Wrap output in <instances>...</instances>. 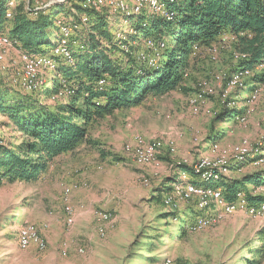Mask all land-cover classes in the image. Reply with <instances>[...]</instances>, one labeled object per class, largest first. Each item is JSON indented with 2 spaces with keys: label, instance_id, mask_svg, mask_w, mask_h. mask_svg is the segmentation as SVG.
Instances as JSON below:
<instances>
[{
  "label": "rangeland",
  "instance_id": "1",
  "mask_svg": "<svg viewBox=\"0 0 264 264\" xmlns=\"http://www.w3.org/2000/svg\"><path fill=\"white\" fill-rule=\"evenodd\" d=\"M21 1L8 0L7 5L9 6L10 2L17 4ZM29 1L33 3L31 8L33 11L53 8L55 19L51 38L56 44L59 27L62 26L63 34L69 37L67 39L71 53V60H66V64L74 63V56L77 57L81 52L80 42L88 37L87 32L81 31L82 28H87L88 18L82 15L77 21L66 11L74 0H24L26 6ZM92 1L95 4L86 5L85 0H80V6L96 11L106 10L110 15L108 29L115 37L114 41L119 40V47L125 54L130 50L123 43L124 33L135 34L127 21L131 15L139 14L147 8L151 15L160 14L167 19L172 18V13L163 0L161 1L164 2L166 14L163 11L158 12L144 0ZM29 14L35 15L31 12ZM75 24L78 25V32L74 30ZM2 33L6 34V32ZM0 37H5L7 40L9 38L1 34ZM220 39L222 42L218 45L194 49L190 60L192 69H188L189 76L182 83L183 90L149 96L143 101L144 105L119 110L116 112L120 113L114 112L101 119L92 120L88 127L91 147L85 151L87 153L94 151L97 157L92 160V164L84 166L82 172L86 174L80 177L84 179L78 183H67L65 176L61 174L56 182L52 183L46 177L32 183L23 181L10 183L4 179L0 180V264H165V262H168L166 264H264V244L259 241V234L264 231V213L258 210L251 211L256 202L249 201L248 210L235 211L227 215L221 214L217 205H212L208 212L220 218L199 231L187 229L193 218L201 214L196 210V199L177 202L175 210H168L162 203V196L166 193H161L160 187L161 180L166 175L172 173L176 175L180 166L189 167L188 164H194L200 159L217 157L208 146V156L196 161H190L188 158L199 154L198 149L203 151L204 142L211 137L215 140V136L228 130L229 140L225 143L216 140L218 148L228 149L246 141L250 147L254 146L251 148L252 152L264 150V83L256 86L258 93L253 102L245 100L250 92L247 86L252 84L250 80L252 76L245 81L247 85L245 90L240 92L236 89L229 93V99L234 101L233 107L240 111V114L235 116L241 115V117L223 122L217 121L215 117L221 111V105L225 104L221 94L226 86V78L234 68L231 60L233 39L225 34H222ZM148 41L146 47L152 52H157V48L162 47V44L153 41L149 44ZM139 48L138 52L133 49L134 53L137 52L138 59L147 61L149 66H154L156 56L147 55L144 50L145 45H140ZM212 50H216L214 56ZM53 52L50 50L45 55L51 56ZM25 53L10 38L7 44L0 45V87L12 92L8 99L27 98L32 103L52 107L53 104L55 105V100H65L73 95L65 89L71 87V83L65 80L61 81L62 88L59 91L61 95L51 98L54 101H49L45 93L34 96L24 95L20 90L31 95L33 91L51 87L55 75L60 79L62 76L56 70L51 72L50 69H42L38 70L31 79L23 59ZM58 63L56 67L64 66ZM217 76H220V81L216 80ZM204 81L208 82L213 92L205 100V112L201 111L199 115H193L188 100ZM97 85L100 86L98 83ZM153 99H156L158 104L152 102ZM54 105L53 107L56 106ZM132 116H139L140 119H133ZM6 119L0 116V138L3 144L15 146L21 138L18 132L6 125L10 124ZM94 134L98 137L95 138ZM130 134L134 136L126 143ZM144 135L151 138L145 139ZM137 136L146 141H162L164 146L166 141H172L174 153H169L164 149L165 146L159 153V155L165 153V159H160L161 166L158 169L152 165H137L124 151L125 145L131 143ZM257 144H261V147H257ZM97 145L98 149L95 147ZM182 146L183 150H188L189 156H181L178 153L182 150L180 149ZM184 160L187 162L185 165L179 164ZM58 162L63 163V161ZM249 166L259 168L258 170L264 167V165ZM139 167H151L153 177L145 175ZM242 170L243 167L235 172L239 174ZM262 172L264 173V170ZM79 173L80 170L70 175L77 176ZM231 173L232 171L228 176L233 179ZM71 176L70 178H73ZM144 180H147V183H144ZM79 185L95 196L90 206L78 205L80 216L77 218L70 199L72 200V191ZM67 187L71 189L68 204L72 208L74 218L71 226L65 224V216L62 212L63 192ZM167 187L170 188L168 190L170 192L171 185ZM239 193L247 200L258 196L264 199V189L259 187L245 186ZM259 208L262 206L260 205ZM100 213H111L112 219L105 224L103 236L97 231V219ZM24 223L33 226L39 236L44 238L45 251L39 252L34 247L21 250L18 247L17 233ZM182 228L186 230L185 233H181Z\"/></svg>",
  "mask_w": 264,
  "mask_h": 264
},
{
  "label": "trees",
  "instance_id": "2",
  "mask_svg": "<svg viewBox=\"0 0 264 264\" xmlns=\"http://www.w3.org/2000/svg\"><path fill=\"white\" fill-rule=\"evenodd\" d=\"M163 1L172 13L171 19L160 14L151 15L144 8L127 20L135 33H124L123 43L130 50L128 54L119 47V40L114 41L115 37L108 29L110 15L105 9H84L80 0L71 2L66 11L73 18L77 21L82 15L88 18L87 28L81 30L88 35L80 42L81 52L77 57L73 54L74 63L69 65L65 60L55 58L56 64L59 62L58 65L64 66L57 67L56 71L62 76L60 79L55 75L51 87L33 91L31 95L20 91L28 96L45 93L49 101H54L51 98L59 93L61 81L65 80L71 83L73 95L65 100L57 99L56 106L49 107L32 103L27 98L8 99L12 92L0 87V116L8 119L10 124L6 125L21 138L15 146L3 144L0 138V180L36 182L58 158L73 152L82 143H88V127L92 120L139 106L149 96L183 90L182 83L189 76L188 69H192L193 48L218 45L222 42V34L233 39L231 60L234 68L230 73L249 69L252 84L264 83V0ZM7 2L0 0V34L9 36L27 53L52 51L60 40L59 35L54 44L51 38L55 19L53 8L33 11V3L29 1L26 6L22 0L10 9L11 16L7 18ZM73 26L78 32V25ZM148 40L162 44V47L152 52L146 47ZM140 45H145L147 55L156 56L154 66L138 59ZM234 53L245 57L235 61ZM99 81L103 82L102 86L97 85ZM252 84L247 86L249 91L254 87ZM221 107L215 115L217 121L234 120L235 115L240 114L235 107L225 104ZM178 169L190 170L187 166ZM174 180V173L167 175L161 184V193L168 191L170 188L166 186ZM263 183L264 173L255 172L222 182L220 187L224 198L231 200L233 194L245 186L256 187ZM250 201L264 202V199L258 196ZM185 232L182 228L181 233ZM259 241L264 244L263 230Z\"/></svg>",
  "mask_w": 264,
  "mask_h": 264
},
{
  "label": "bare ground",
  "instance_id": "3",
  "mask_svg": "<svg viewBox=\"0 0 264 264\" xmlns=\"http://www.w3.org/2000/svg\"><path fill=\"white\" fill-rule=\"evenodd\" d=\"M144 1L150 3V5L157 9L158 12L163 11L166 14L163 1ZM98 3H100V1H98ZM85 4L91 5L95 3L92 0H85ZM14 5L15 3H9V8L6 13L7 18L11 16L10 9L13 8ZM67 29L70 30V28ZM62 31L63 27L61 26L59 27L60 40L55 48H53L52 51L54 52L51 53V56L42 53L35 54L27 52L23 55V59L26 62V67L31 79L35 77V73L38 70L50 69L51 72H54L57 69L55 58L65 61L71 60V53L68 45L69 40L67 39L69 37L64 35ZM8 41L9 38L7 40L5 37H0V45L7 44ZM148 43L151 44L152 41L149 40ZM196 47L197 46L193 49H196ZM215 52L216 50L211 51L212 56H214ZM60 55H62V57H58ZM244 57L245 56L240 54L234 55L235 60L244 59ZM251 76L252 71L249 69H239L231 73L230 76L226 78V86H224V91H222L221 97L224 99L223 103H225L227 107H233L234 105V101L228 97L229 93L236 89L239 91L245 90V87L247 86H245V81ZM216 80L220 81V76H217ZM101 83L103 82H98L99 85ZM65 89L73 94L72 87ZM250 89L252 90L245 99L247 102H253L258 93L256 86ZM212 92L213 89L208 82L204 81L199 84V89L188 100L191 114L199 115L201 111L205 112V100L212 94ZM58 94L61 95L60 92ZM206 112L208 113L209 111L207 110ZM238 117H241V115L237 117L235 116L234 119H238ZM165 146L166 148H164ZM165 146L162 141H146L137 136L131 143L125 145L124 151L132 157L135 164L140 166L152 165L158 169L161 166L159 159L160 151L164 148L169 153H174V143L172 141H166ZM208 146L210 151L213 154H216L217 157L214 159H200L194 164H188L190 168L189 171L178 169L175 175V180L171 184V191L162 196V203L168 208V210H175L177 202L191 201L193 198L197 200L196 210L201 212V214H196L197 216L193 218L192 222L187 226L188 231H199L206 226L213 224L217 218H220V216L215 217L213 214L208 212L212 205H217L220 213L223 215L231 214L235 211L245 210L235 209V202L239 201L241 198V207H247L250 200H247L243 194L239 193V190L233 194L231 200H226L223 196L224 194L220 184L221 182L224 183L225 181L231 179L228 176V173L232 170L236 171L241 169L246 163L254 167L264 165V150H255L252 152L251 148H254V146L251 145L250 147L246 141H242L240 144H236L228 149L218 148L216 140H212ZM257 147H261V144H257ZM185 163L187 162L184 160L183 163L179 164L185 165ZM144 183H147V180H144ZM257 187L264 189V183L256 186V188ZM70 194L71 189L67 187L63 192L62 205V212L65 216L64 222L67 226H71L74 223L73 211L68 204V197H70ZM221 199H224V205H222ZM260 205L262 208H259ZM254 210L264 213V202L260 201L253 204L251 211ZM110 214L100 213L98 216L97 231L102 236L105 233V224L109 223V220L111 219ZM17 245L21 250H27L30 247H34L37 251L43 252L46 249V242L44 238L42 239L37 230L27 223H24L18 229ZM80 252H82V250H80ZM166 263L168 262H165V264Z\"/></svg>",
  "mask_w": 264,
  "mask_h": 264
},
{
  "label": "crops",
  "instance_id": "4",
  "mask_svg": "<svg viewBox=\"0 0 264 264\" xmlns=\"http://www.w3.org/2000/svg\"><path fill=\"white\" fill-rule=\"evenodd\" d=\"M155 100L156 99H153L152 102L155 101ZM144 101H146V99ZM155 102L157 103V101H155ZM141 105H144V104L142 103ZM117 113H120V112H116V114ZM132 117H133V119H138L139 118V116H132ZM228 124H226V125H228ZM228 129H230V128H228ZM229 133H230V131L227 130V131H224L223 133H221L220 135L215 136L214 138H216L215 140L220 141L221 143H225L227 140H229V136H228ZM93 136L95 138L98 137V135H95V134ZM133 136H134V134H130V136H128V139H127L126 143L129 142L132 139ZM144 138L145 139H150L151 137H147V136L144 135ZM212 139L213 138L211 137L209 140H206L204 142V144H203V147H202V148H204V150L203 151H199V149H198L197 151L199 152V154H194V156H192L194 158L188 157V158H190L189 160L190 161H196V160H198L199 158H201L203 156H208L209 155L208 145L210 144ZM88 140L91 141L90 137L88 138ZM89 141H88V143L85 142V143H82L81 145H79L73 152L64 154L63 156L58 158L56 160L57 162L55 161L56 163L54 162L52 167L49 168L41 176V178H45L46 177V179H48L51 183L52 182H56V180H57V178L59 177L60 174H61V176H65V180L67 181V183L68 182L69 183H71V182L78 183L79 181L84 179V178H80V177H83L86 174L84 171L82 172L83 168H85L84 166H88V164H92V160L97 157V155L94 154L95 153L94 151H92L91 153H87V151H85V149L88 150L91 147V144L89 143ZM95 147H97L96 149H98L99 146L97 145ZM180 149H182V150H179L178 153L181 156H189L188 150H183L184 149L183 146L180 147ZM159 159L164 160L165 159V153L160 154L159 155ZM58 161H63V163H59ZM139 169L144 171L145 175H148L150 178L153 177V175H152L153 172L151 170V167H139ZM258 169L252 168L246 163L243 166V170H242L241 173L238 174L237 172L232 170L231 176H232L233 179H238V178L243 177L244 175L255 173L254 171H256ZM79 170H80L81 173L77 174V176H75V175L71 176L70 175L71 173H74V172L76 173ZM262 170H264V167H261V169L258 170L257 172H262ZM87 171H88V168H87ZM90 172H92V171H90ZM67 174H68V176H67ZM70 176L73 177V178H70ZM166 176L161 180L162 183H163V180L166 178ZM52 186H54V185H52ZM251 188H254V186H251ZM167 192L168 191H164L163 194L167 193ZM258 193H260V192H258ZM94 196H95L94 194H91V192L87 191L81 185L75 187V189L72 191V194H71L72 200L70 199V203H71L72 207L75 210L77 218H79V216H80L79 211H78V209H79L78 205L79 204H87L88 206H90L94 202ZM84 214H86V213H84Z\"/></svg>",
  "mask_w": 264,
  "mask_h": 264
},
{
  "label": "built area",
  "instance_id": "5",
  "mask_svg": "<svg viewBox=\"0 0 264 264\" xmlns=\"http://www.w3.org/2000/svg\"><path fill=\"white\" fill-rule=\"evenodd\" d=\"M40 10V9H39ZM38 11V10H37ZM222 205H224V199H221ZM235 209H247V207H241V198L239 201L235 202ZM248 210V209H247Z\"/></svg>",
  "mask_w": 264,
  "mask_h": 264
}]
</instances>
